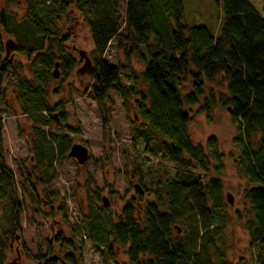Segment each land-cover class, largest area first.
Here are the masks:
<instances>
[{"label":"rangeland","instance_id":"rangeland-1","mask_svg":"<svg viewBox=\"0 0 264 264\" xmlns=\"http://www.w3.org/2000/svg\"><path fill=\"white\" fill-rule=\"evenodd\" d=\"M161 2L153 0L152 5L164 25L166 17ZM125 3L118 0L120 37L110 42L103 60L120 69L122 87L145 95L139 56L148 61L153 50L139 47L135 54L125 56L130 48L121 39L127 36L123 24ZM182 7L183 25L204 28L212 38L219 37L222 28L219 0H183ZM0 10L19 22L24 15L23 0H0ZM168 24L172 28L170 21ZM59 27L62 38L67 40L63 52L72 57L77 66L65 77L58 65V79L52 76L57 61L45 65L12 50L5 54L4 45L13 38L0 37V65L6 68L0 81V163L13 175L14 198L20 204L18 229L13 232L10 206L0 201V233L13 238L8 244L9 251L4 252L2 264H47L54 261H48L53 256L54 264H129L125 250L118 246L111 245L112 256L100 251L103 247L95 242L99 233L86 225L93 213L110 216L115 221L122 207L132 203L136 219L141 223L145 204L156 200L155 191L161 196L160 203L166 202L165 184L170 179L179 176L187 182L199 179L206 184L214 172L209 170L202 174L193 166L173 161L166 143L139 122L132 107L137 99L130 98L124 103L116 93H110L105 107L107 126L103 128L89 93L90 68L82 69L84 59L90 62L92 59L88 29L76 14L63 18ZM164 28L167 29V24ZM42 69L47 70L46 74ZM22 90L31 98L40 94L50 115H55L56 119L43 113L45 126L34 124L22 113ZM205 105L207 110L203 109ZM186 110L192 145L205 149L207 140L214 139L223 164L219 176L222 184L219 208L212 211L209 205L212 213L204 211L199 215L196 206L188 203L197 213L198 227L195 248L198 260L191 259L190 264H254L256 251L250 246L246 229L252 221V212L244 199V191L251 186L236 167L240 153L236 141L238 133L227 105L226 81L218 78L215 83L207 84L198 105ZM60 118L64 121L58 124ZM36 129H43L54 136L56 142L67 144L56 167L55 179L45 186L34 185L37 203L30 190L34 179L29 175L35 168L31 153ZM74 144L88 149L89 159L83 166L67 157ZM134 185L143 190L142 195L135 191ZM103 197L107 207L102 206ZM175 226L182 228L180 224ZM172 238L187 245L190 251L194 249L188 228L173 231Z\"/></svg>","mask_w":264,"mask_h":264},{"label":"trees","instance_id":"trees-1","mask_svg":"<svg viewBox=\"0 0 264 264\" xmlns=\"http://www.w3.org/2000/svg\"><path fill=\"white\" fill-rule=\"evenodd\" d=\"M125 1L123 24L127 36L121 39L130 45L125 56L135 54L139 47L153 50L148 61L139 56L145 95L122 87L120 69L103 60L110 42L120 37L118 0H23L24 15L19 22L0 10V37L13 38L12 51L45 65L57 61L65 77L77 63L63 52L67 40L62 38L59 26L63 18L79 15L92 43L89 93L102 127L107 126L105 107L110 93H116L124 103L130 98L137 99L132 107L139 122L166 143L173 161L193 166L202 174L214 172L206 184L199 179L187 182L179 176L170 179L165 184L166 202L161 204V196L155 191L156 200L145 204L141 223L136 219V208L127 203L115 221L110 216L93 213L87 228L99 233L95 242L103 247L101 252L112 256L111 245L118 246L125 250L129 264H190L198 260L196 216L204 211L212 213L209 205L212 211L219 208L222 189L219 176L223 164L214 139L207 140L205 149L192 145L186 109L198 105L207 84L223 78L227 105L238 133L240 153L236 167L251 186L244 191V199L252 212V221L246 229L250 246L256 251L254 264H264V0H219L222 28L217 38H212L204 28L183 25V0H161L167 29L156 16L153 0ZM5 73L2 64L0 81ZM21 95L22 113L34 124L45 126L43 113L53 119L55 115H50L40 94L31 98L22 90ZM207 108L205 105L203 109ZM63 121L60 118L58 124ZM1 129L0 122V147ZM66 146L43 129L34 130L31 156L35 168L29 175L34 179L30 190L35 203L34 185L45 186L55 179L56 167ZM15 189L13 175L0 163V201L10 206L13 232L18 229L20 213ZM189 202L196 206L197 213L192 211ZM176 224L191 233L192 251L172 238V232L179 229ZM12 240L6 233H0V264ZM65 259L69 260L68 256Z\"/></svg>","mask_w":264,"mask_h":264},{"label":"water","instance_id":"water-1","mask_svg":"<svg viewBox=\"0 0 264 264\" xmlns=\"http://www.w3.org/2000/svg\"><path fill=\"white\" fill-rule=\"evenodd\" d=\"M14 48H15L14 42L12 40H7L4 45L5 54H8L9 51ZM89 68H90V61L88 60V58H85L82 69L88 70ZM59 75L60 73L58 71V63L56 62L54 63V66H53L52 76L54 79H58ZM55 119H56V116H53V120ZM67 157L74 159L78 165L83 166L89 159V152L86 147L79 145V144H74L70 146L69 151L67 153ZM134 189L139 195L143 194L142 189L138 185H134ZM101 202H102L103 207H107L108 203L104 197L101 198ZM228 202L230 203V200H228ZM177 232H179V229L177 230ZM51 260H55V257L53 256L48 259V261H51ZM11 264H17V263L12 262Z\"/></svg>","mask_w":264,"mask_h":264},{"label":"flooded vegetation","instance_id":"flooded-vegetation-1","mask_svg":"<svg viewBox=\"0 0 264 264\" xmlns=\"http://www.w3.org/2000/svg\"><path fill=\"white\" fill-rule=\"evenodd\" d=\"M143 191V190H142Z\"/></svg>","mask_w":264,"mask_h":264}]
</instances>
